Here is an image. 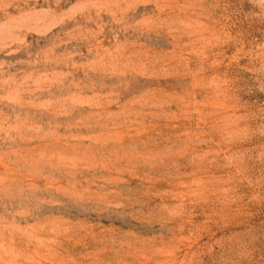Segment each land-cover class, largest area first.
<instances>
[{"label": "rangeland", "instance_id": "obj_1", "mask_svg": "<svg viewBox=\"0 0 264 264\" xmlns=\"http://www.w3.org/2000/svg\"><path fill=\"white\" fill-rule=\"evenodd\" d=\"M0 264H264V0H0Z\"/></svg>", "mask_w": 264, "mask_h": 264}]
</instances>
